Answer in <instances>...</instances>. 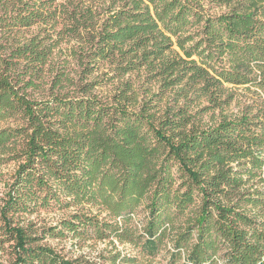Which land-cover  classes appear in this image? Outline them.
<instances>
[{
  "label": "trees",
  "instance_id": "trees-1",
  "mask_svg": "<svg viewBox=\"0 0 264 264\" xmlns=\"http://www.w3.org/2000/svg\"><path fill=\"white\" fill-rule=\"evenodd\" d=\"M212 1L226 10L0 0V122L20 123L0 128V165L16 163L0 200L8 264H98L66 258L46 236L108 241L110 264L164 252L166 264H264V0ZM108 84L114 94L95 92ZM236 87L261 95L228 115ZM84 204L40 232L20 217Z\"/></svg>",
  "mask_w": 264,
  "mask_h": 264
},
{
  "label": "rangeland",
  "instance_id": "rangeland-1",
  "mask_svg": "<svg viewBox=\"0 0 264 264\" xmlns=\"http://www.w3.org/2000/svg\"><path fill=\"white\" fill-rule=\"evenodd\" d=\"M202 3L207 6V8L211 9V14L213 13H221L226 10V7L218 6L212 0H202ZM38 31L37 26H33L29 29H22L20 31H14L11 34V39L13 40H25L35 34ZM66 44L61 45L59 49L56 50L55 56L53 58V67L56 71L58 68L63 66L65 58H67L66 54ZM68 68L75 67V61L68 57ZM117 84V82L115 83ZM115 85L108 84L105 86H99L96 88L95 92L100 94V96H110L114 94ZM234 91V99L229 107L225 109V113L228 115L239 114L242 110L247 107H253L257 99L260 97L259 95L261 91L257 88H249V87H236L233 89ZM220 111H216V116L218 117ZM210 115H205L204 120L208 121ZM19 122L16 120H7L0 122L1 127H17L19 126ZM16 169V163L8 162L0 165V200L4 196L6 191L4 182L8 180L11 174ZM90 206L87 204L81 206H71L68 208H59L57 206H52L49 208H37L35 212L31 214H22L21 218L25 220L27 223H33L35 229L40 232L42 229H48L50 227L57 226L63 219L69 218L72 214L80 211L82 213H87ZM93 212H97L96 208L92 209ZM139 217H142V213H139ZM42 243L47 244L53 248H55L59 253L64 255L69 259H82L84 261L97 262L98 264H110L106 259L109 256V251L111 250L110 244L108 241H87L83 242L78 239H71V237L67 238H52L46 236V238L42 241ZM8 245L5 244V250L0 251V264H8L10 261V255L8 251ZM118 250L123 254H130L135 256L136 252L129 245H118ZM168 260V255L166 252L162 253L160 256L155 259L154 264H166ZM142 262V261H141Z\"/></svg>",
  "mask_w": 264,
  "mask_h": 264
}]
</instances>
